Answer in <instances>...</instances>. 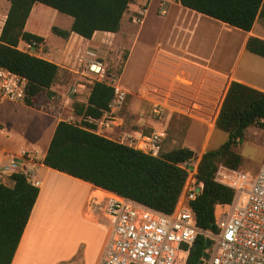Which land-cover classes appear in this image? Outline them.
<instances>
[{
    "label": "trees",
    "instance_id": "obj_1",
    "mask_svg": "<svg viewBox=\"0 0 264 264\" xmlns=\"http://www.w3.org/2000/svg\"><path fill=\"white\" fill-rule=\"evenodd\" d=\"M9 10L0 34V68L27 80L23 103L41 110L54 93L51 87L61 69L46 60L18 50L19 42H42V38L24 31L35 3L42 4L72 18L70 30L51 28V33L66 39L70 33L90 40L95 32L116 34L123 14L132 0H5ZM183 8L250 32L255 23L264 27V0H179ZM245 52L264 58V40L250 36ZM87 103H73L80 123L60 121L56 125L42 164L56 172L169 214L181 193L186 173L178 168L194 153L187 148L147 156L117 141L93 132L90 120L100 119L108 111L112 89L94 83L89 87ZM264 92L232 81L222 100L215 120V130L227 135V141L216 151L205 152L199 161L197 180L202 193L191 203L196 225L215 232L216 206L227 205L232 190L213 181L217 164L237 169L241 156L233 151L251 127L264 129ZM39 189L21 174L0 178V264H11ZM206 239L198 236L190 248L185 264H201L206 253Z\"/></svg>",
    "mask_w": 264,
    "mask_h": 264
},
{
    "label": "built area",
    "instance_id": "obj_2",
    "mask_svg": "<svg viewBox=\"0 0 264 264\" xmlns=\"http://www.w3.org/2000/svg\"><path fill=\"white\" fill-rule=\"evenodd\" d=\"M158 1V14L163 16L165 5L171 0ZM147 13L148 3H145L130 17V22L135 26L143 25ZM22 44V52L31 56L36 57L43 52V42ZM76 74L83 82L71 90L72 94L94 83L105 84L112 89L108 111L100 119L90 120L95 134L112 139L109 134L123 126L118 113L127 99L120 79L108 75V64L95 53H87L78 59ZM26 85L25 78L0 68V102H23ZM163 111L159 104L152 106L155 121L162 119ZM165 138V130L154 127L150 133L141 130L124 133L119 143L158 158ZM38 154L36 149L22 151L18 157L11 156L5 163L0 161V178L21 174L28 183L38 186L34 172L26 166ZM199 161L194 156L177 165L186 173V178L169 214L117 194L100 191L104 195L101 202L104 203L107 239L97 264H185L198 236L209 242L201 264H264V154L256 172L230 168L221 163L216 165L213 181L232 190L233 197L229 204L216 206L215 232L197 227L191 207L203 190V183L197 180Z\"/></svg>",
    "mask_w": 264,
    "mask_h": 264
},
{
    "label": "crops",
    "instance_id": "obj_3",
    "mask_svg": "<svg viewBox=\"0 0 264 264\" xmlns=\"http://www.w3.org/2000/svg\"><path fill=\"white\" fill-rule=\"evenodd\" d=\"M158 2V0H132L128 10L123 14L120 30L118 33L112 34L106 32H95L90 40L84 39L74 33H70L66 39L51 33L52 27H56L60 30H70L72 18L60 14L57 11L42 4L35 3L33 5L25 23L24 31L42 38L43 52L36 57L57 65L61 69V72H64V69L67 72L69 78V80L62 78L60 74L59 78L51 87V91L54 93V96L47 106H49L48 113L51 114V118L54 122L50 126L46 151L58 122L65 121L68 123H80L75 121L78 118L81 119V117H77L74 114L72 105L73 103L84 105L87 103V97L90 90L88 87H90V85L88 87L85 86L84 90L78 89L76 94H72L71 90L76 88L79 83L83 82L82 78L76 74V71L78 59L80 57H84L87 55V53H95L101 58H104L105 55H107L112 49L115 41L119 40L120 44L122 43L124 48H126V45L128 47L126 48L127 56L125 57V64L122 69L123 73L132 54H134L135 50L139 47L144 53L148 55L149 64L146 74L141 80V82L143 81L142 84L140 82V85L136 86L135 90L140 92L143 89L146 80H155L156 82L158 81L162 87L169 85V106L176 110V112L189 114L194 118H202L209 111V109H211V104L214 103V98L217 96L218 84H220L218 75L224 74V71H232L235 68L229 62H227V56L230 55L231 57V55H233L230 54V47L232 44L226 42V44L223 45L222 53L215 58V61L220 62L223 66L219 64L220 66L218 69L210 68L208 69L209 73L197 72L196 80L195 75H190L188 81H192V83L190 82L191 86H185L182 83L174 82V77L170 76L168 73V65L171 63L170 58L186 59L182 55V53L184 54L188 48L187 41L185 40L186 32H189L193 35V43L191 48L192 50H198L197 54L195 55L200 58H203V51L201 49L207 43L206 38L197 35L201 27V21H207L217 25L221 24L236 30L237 32H240L243 34V48L245 47L246 41L250 36H256L264 40V37L253 34L252 30L250 32H243L221 22L207 18L197 12L183 8L180 5L179 0H171L168 4H166L165 15L161 16L158 14ZM145 3H148V13L144 23L141 26H135L130 22V17L135 14L139 8L145 5ZM9 7V3L7 1L0 0V34L5 23ZM149 18H151L150 21H148ZM156 19L158 20V24ZM153 20L155 21L153 22ZM132 27L133 36L129 34ZM204 31L205 30H203V33L205 35ZM148 42H150V44ZM18 50H24L22 42H19ZM199 53L202 54L200 55ZM211 53L212 52L208 53V58H211ZM230 57L229 59L231 60ZM203 59H206V57ZM188 68L190 67L183 66L180 73L186 72ZM190 69L192 70L190 71ZM190 69V72L187 71V73H196L194 68ZM232 80L254 88L258 91L264 92L262 89L245 83L238 78ZM231 82L232 81H228L226 83L222 97L220 98V106ZM142 102H144L143 104L145 106L149 105L148 101ZM12 104L17 105L18 108H23L21 110H26L28 112L41 111L28 107L23 102ZM220 106L217 108L214 120H216ZM48 113L46 112L45 114ZM63 117L66 118L64 119ZM9 125L10 122L0 121V133H8ZM142 125H146L147 127L151 128L152 120L147 117L142 122ZM43 128L44 126L42 129ZM6 138L7 139L5 141H0V161L2 163H5L6 160H8L11 156L18 157L22 151H32L36 149L39 153L34 159L26 163V166L32 169L36 180L39 182L38 186H36L39 189V194L11 264H30L26 258V251L29 246L27 235L28 229L36 217L39 216L44 207L45 209L54 207V209L49 213L51 219L61 222L65 220V217L67 218L73 216L79 222L90 224L94 229L105 228L104 230L107 232V222L103 213L104 203L101 202L100 199L95 198L97 196H94L96 191L103 190L45 167L42 162L46 151L40 158V161H38V157L41 155V151L38 148H33L30 150L20 149L19 151L8 149L11 147L12 140H9L8 137ZM257 169H255V172ZM7 177L8 176L2 178V181L5 182ZM63 182L69 184L66 190L68 191L67 194L65 191L62 192L65 190V184L63 186L61 185ZM58 192L61 194L58 195ZM64 197L67 198L68 203L61 202V200H63L61 198ZM103 221H105L106 225L103 223ZM52 231V226L49 225L47 234H51ZM106 239L107 234L105 236L104 233V238L101 239L102 241L98 244V246L96 245V247H94L93 245L88 244L85 249L83 248V251H98L96 261L93 264L98 263L100 251L103 250ZM67 260H64L62 257L56 254L54 256L49 255L47 257H42L41 262H43L42 264H63ZM36 262L37 263L35 264H38L39 260H36ZM90 264H92V262H90Z\"/></svg>",
    "mask_w": 264,
    "mask_h": 264
},
{
    "label": "rangeland",
    "instance_id": "obj_4",
    "mask_svg": "<svg viewBox=\"0 0 264 264\" xmlns=\"http://www.w3.org/2000/svg\"><path fill=\"white\" fill-rule=\"evenodd\" d=\"M150 20L151 18L148 19V21ZM200 25L201 27L197 35L206 38L207 43L201 49L203 51V58L206 57V59L195 55L198 50H192L191 48L193 35L186 32L185 40L187 41L188 48L184 54L182 53L186 59L170 58L171 63L168 65V73L174 77V82L191 86L192 81H190L191 83L188 81L190 75H195L196 80L197 72L209 73L208 69L219 68V64L221 63L216 62L215 58L222 53L223 45L226 42L231 43L230 54L233 55L231 57L230 55L227 56V62L235 68L232 71H224V74L218 75L220 84H218L217 96L214 98V103L211 104V109L202 118H194L189 114L176 112V110L169 106V85L162 87L155 80H146L140 92L135 90V87L140 85L141 80L146 74L149 64L148 55L138 47L122 73L125 57L127 56L126 48L128 47L126 45V48H124L122 43L120 44V41L116 40L112 49L103 59L108 64V75L120 79V84L127 92V99L123 108L118 113V116L123 119V126L121 129L110 133V138L120 142L124 133L130 134L133 130L150 133L154 127H160L166 132L161 154L174 149L187 148L199 159L207 151L218 150L227 141L225 133L215 130L214 120L226 83L238 78L264 91V58L245 52L243 48V34L240 32L227 26L221 24H218V26L207 21H201ZM132 30L133 27L129 33L131 36H133ZM203 30H205L206 36ZM252 32L255 35L264 37V27L260 22L254 25ZM148 43L150 44V42ZM209 52H212L211 58H208ZM202 53L199 54L201 55ZM183 66L194 68L196 73H187L190 68L186 72L180 73ZM63 71L61 72V77L69 80L67 72L64 69ZM142 101H148L149 105L145 106ZM154 104H159L164 108L163 117L162 119H158V121H155L157 119H155L152 113V106ZM21 109L23 108H18L17 105L10 102H0V121L10 122L8 126L9 132L6 134L0 133V141H5L6 137L12 140L11 147L8 149L13 151L38 148L41 151V155L38 157V161H40V158L46 151L50 126L54 122L51 114L48 113L49 106L42 108L40 112H28ZM46 112L48 114H45ZM147 117L154 121L151 128L142 125V122ZM63 118L65 119L66 117ZM75 121L81 122L82 120L78 118ZM43 126L44 128L42 129ZM233 151L241 156L242 163L239 167L240 169L255 172L264 154V129L257 127L249 128L242 142L233 148ZM61 185L65 186V190L62 192L65 191L67 194L68 191L66 190L69 184L63 182ZM60 194L58 192V195ZM94 196H97L95 198L101 200L104 195L100 191H96ZM61 199H63L61 202L68 203L66 197ZM53 209L54 207L48 209L44 207L28 229L29 246L26 251V258L29 263L35 264L37 263L36 260H39L38 264H42V257L54 256L56 254L64 260L68 259L63 264L95 263L98 251H83V248L85 249L88 244L94 247L98 246L102 241L101 239L104 238V233L105 236L107 234L104 230L105 228L94 229L90 224L79 222L73 216L65 217V220L61 222L51 219L49 213ZM49 225L52 226L53 230L51 234H47Z\"/></svg>",
    "mask_w": 264,
    "mask_h": 264
},
{
    "label": "water",
    "instance_id": "obj_5",
    "mask_svg": "<svg viewBox=\"0 0 264 264\" xmlns=\"http://www.w3.org/2000/svg\"><path fill=\"white\" fill-rule=\"evenodd\" d=\"M196 158H198V157H196ZM208 247H209V242L206 241V248H208Z\"/></svg>",
    "mask_w": 264,
    "mask_h": 264
}]
</instances>
